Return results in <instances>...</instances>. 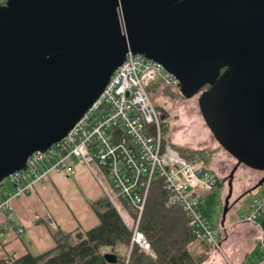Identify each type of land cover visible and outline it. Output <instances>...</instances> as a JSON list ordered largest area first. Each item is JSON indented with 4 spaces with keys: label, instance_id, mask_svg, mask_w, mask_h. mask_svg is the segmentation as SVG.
I'll use <instances>...</instances> for the list:
<instances>
[{
    "label": "water",
    "instance_id": "95a60500",
    "mask_svg": "<svg viewBox=\"0 0 264 264\" xmlns=\"http://www.w3.org/2000/svg\"><path fill=\"white\" fill-rule=\"evenodd\" d=\"M130 52L161 63L185 98L209 86L207 126L239 164L264 172V0H8L0 183L69 133Z\"/></svg>",
    "mask_w": 264,
    "mask_h": 264
},
{
    "label": "built area",
    "instance_id": "2783aa9c",
    "mask_svg": "<svg viewBox=\"0 0 264 264\" xmlns=\"http://www.w3.org/2000/svg\"><path fill=\"white\" fill-rule=\"evenodd\" d=\"M7 1L0 0V5ZM155 82L180 90L177 78L161 63L128 53L102 94L69 133L48 150L34 152L25 169L0 183V210L7 209L10 201L2 194L5 182L15 186L12 196L19 197L31 193L51 173L70 175L80 164L96 176L104 196L133 229L132 244L154 255L140 221L149 191L160 179L169 203L186 213L194 236L218 247L224 227H213L203 213L202 200L220 187V179L202 159L189 160L165 142L149 90ZM263 218L264 193L248 204L241 221L258 225ZM52 227L56 228L55 224ZM255 264H264V253Z\"/></svg>",
    "mask_w": 264,
    "mask_h": 264
},
{
    "label": "crops",
    "instance_id": "0c3cea01",
    "mask_svg": "<svg viewBox=\"0 0 264 264\" xmlns=\"http://www.w3.org/2000/svg\"><path fill=\"white\" fill-rule=\"evenodd\" d=\"M207 167L220 179L218 190L225 212L219 226L224 227V232L220 245L211 247L202 264H255L264 253V218L253 225L242 222L241 215L254 198L264 193V172L245 174L238 168L227 174L213 162ZM14 192L13 184L3 185V197L10 201L7 209L0 210V264H15L16 259L27 254L39 255L53 249L57 232L88 230L99 224L91 204L104 196L103 189L86 166L76 164L70 175L53 172L23 196L14 197ZM196 246L192 252L199 254Z\"/></svg>",
    "mask_w": 264,
    "mask_h": 264
},
{
    "label": "trees",
    "instance_id": "16d2710c",
    "mask_svg": "<svg viewBox=\"0 0 264 264\" xmlns=\"http://www.w3.org/2000/svg\"><path fill=\"white\" fill-rule=\"evenodd\" d=\"M161 82L149 87L155 91ZM165 89V88H164ZM168 90V89H165ZM172 144L185 158L202 159L209 164L214 151L198 149L186 152ZM92 208L99 218V224L91 229L78 228L74 232L55 233L56 246L39 255L27 254L15 260V264H111L104 255L118 256L115 264H202L208 256L211 245L199 241L189 225V219L179 205L169 203V195L163 182L158 179L151 187L140 221L154 254L132 244L133 229L128 227L119 211L107 196L92 202ZM132 212L131 209H129ZM197 245L199 254L192 252Z\"/></svg>",
    "mask_w": 264,
    "mask_h": 264
},
{
    "label": "rangeland",
    "instance_id": "374dc122",
    "mask_svg": "<svg viewBox=\"0 0 264 264\" xmlns=\"http://www.w3.org/2000/svg\"><path fill=\"white\" fill-rule=\"evenodd\" d=\"M150 95L160 116V123L166 140L185 149L186 152L198 149L214 151L210 163L213 162L215 166L226 171L227 174L231 170L232 172L236 171L238 168L245 174L257 170L244 163L239 164L233 155L220 146L204 121L199 95L187 99L181 94L179 88L162 84L155 91H150ZM218 189L214 191L215 193L210 194L202 204L204 215L215 228L220 227L219 224L225 212V204L220 196V189Z\"/></svg>",
    "mask_w": 264,
    "mask_h": 264
},
{
    "label": "flooded vegetation",
    "instance_id": "af4514ba",
    "mask_svg": "<svg viewBox=\"0 0 264 264\" xmlns=\"http://www.w3.org/2000/svg\"><path fill=\"white\" fill-rule=\"evenodd\" d=\"M209 88V86H206L200 93H198V94H196V95H199V99L201 98V94H202V92L203 91H205V90H207ZM195 95V96H196ZM194 97V96H193ZM187 99H189V98H187Z\"/></svg>",
    "mask_w": 264,
    "mask_h": 264
}]
</instances>
